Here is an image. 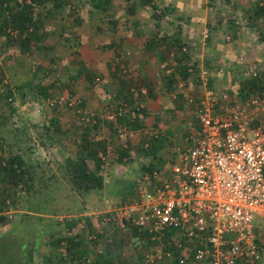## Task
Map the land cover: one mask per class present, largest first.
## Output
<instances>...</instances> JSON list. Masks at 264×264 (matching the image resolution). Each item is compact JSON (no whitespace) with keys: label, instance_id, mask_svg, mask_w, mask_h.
I'll use <instances>...</instances> for the list:
<instances>
[{"label":"rangeland","instance_id":"374dc122","mask_svg":"<svg viewBox=\"0 0 264 264\" xmlns=\"http://www.w3.org/2000/svg\"><path fill=\"white\" fill-rule=\"evenodd\" d=\"M257 2L264 0H151L150 4L142 0H111L107 11L102 12L92 8L88 0H69L65 11L54 19L45 20V30L51 34L41 43V50L23 52L0 45V66H3L0 76L5 81L14 87L15 80H30L38 67L42 85L49 93L47 98H42L14 89L11 113L6 103H0V117H3L0 135L4 138L0 155L15 151L10 130L16 129L24 156L31 157L34 165L37 162L39 176L46 179L54 175L57 179L56 182L51 179L48 187L40 185L41 179L36 180V191L29 200H42L50 192L55 197L47 207L60 210L63 203L71 201V198L63 199L69 185L60 168L66 158L73 156L75 146L71 138L80 136L86 116L94 114L103 120L105 113L113 110L120 87L124 94L132 97L133 106L143 111L126 112L131 116L126 127L127 139L119 135L117 126L121 124L116 122L112 126L101 122L98 130L91 133L93 138L104 139L109 147L102 169L104 185L101 190H93L83 197L86 208L78 215L82 221L90 218L94 225L95 214L105 215L114 207L124 206L127 200H134L141 183L150 187L142 166L158 158L160 170L165 173L176 162L186 138L196 126L188 107H184L180 128L175 130L174 123H167L178 94L198 97L205 88L215 87L228 94L234 103L245 105L236 97L240 80L253 77L250 70L256 74L264 72V16L254 22L247 12L252 11ZM157 14L161 15L157 17ZM233 20L237 22L235 26ZM155 33L159 37L167 36L168 44L158 41L152 51H146L145 44ZM177 38L183 43L180 50L189 54L188 64L198 65V71L191 72L185 80L179 77L176 68L180 53L172 41ZM168 73L174 74L172 88L167 87ZM143 77L153 83L147 93ZM140 89L145 93L143 97L137 93ZM108 95H112L113 100L112 97L107 99ZM80 99L84 101L82 119L70 107ZM51 102L57 104L56 111ZM262 114L264 116V111ZM52 117L59 118L62 133L48 140L44 130ZM157 136L165 138L163 146L150 153L147 148L154 144ZM126 146L129 157L121 160L118 149ZM3 198L11 206L10 217L24 213L23 192L14 197L7 186L0 184V200ZM63 218L61 214H49L35 223L37 229L50 222L54 227L42 230L34 264H40L41 253L46 256L50 250L47 235L56 228L55 222L61 223ZM253 226L264 264V217L255 216ZM4 228L0 227V264H19V243L25 236ZM22 230L19 225V232ZM108 233L104 231L103 237ZM96 249L99 253L105 252L101 247ZM114 249L110 247L111 251Z\"/></svg>","mask_w":264,"mask_h":264},{"label":"trees","instance_id":"16d2710c","mask_svg":"<svg viewBox=\"0 0 264 264\" xmlns=\"http://www.w3.org/2000/svg\"><path fill=\"white\" fill-rule=\"evenodd\" d=\"M88 1L92 8H97L98 11L102 12L107 11V7L111 4V0ZM142 1L147 4L151 3V0ZM66 4H69V0H0V45L10 49L16 48L23 52L41 50V43L51 34L50 31L47 32L45 30V20L48 18L54 19L58 14L65 11ZM151 6L156 10L154 4ZM247 12L250 21L255 22L256 20H260V18L264 16V2H257L253 10H247ZM160 15L157 14V17ZM232 23L234 26L237 24L235 20H233ZM166 40H168L167 36L163 35L159 37L155 33L145 44V50L152 51V48L158 44V41L166 45L168 44ZM172 44L180 53L176 58V68H178L179 77L185 80L191 72L198 71V65L195 62L193 64H188L187 60L189 54H187L188 52L186 53L180 50L183 43L179 38L173 40ZM40 69L41 68L37 67V69L33 71L30 80H15L16 83L13 85L14 87L5 81L3 76H0V103L1 101L6 103L10 107V113L14 109V89L18 92L28 91L33 93L34 97L47 98L49 96L47 92L48 88L42 85L41 78L38 74ZM2 72L3 66H0V74H3ZM142 82L146 86L145 92L147 93V91H149V86H152L153 83L147 81V78L144 77L142 78ZM51 85L54 86V83H51ZM170 86L171 88L175 86L173 73H168L167 87ZM122 88L123 87H120L117 90L115 97L116 99L118 98V102L112 110L116 111V107L123 106L125 111L121 116H117L115 120H107L104 117L103 120H100V117L98 118V116H94V114L86 116V122H84L80 136L78 138H71L75 146L73 156L66 158L60 167L63 177L69 185L63 199L64 197L71 198V201L66 204L63 203L61 210L56 207L51 209L47 207L50 199L55 197L54 194L50 192L47 193V196L42 200H36L34 202L29 200L28 197L36 191L34 189L36 180L41 179L42 182L39 181L40 185L48 187V183L51 179H53L54 182H56L57 179L54 175L46 179L39 176V171L36 170L37 162L34 165L31 157L27 158L24 156L22 148L20 147L17 130H10L12 134L11 137L15 143L14 148L16 149L6 156L0 155V184L2 186H7L14 197L17 196L20 191L23 192V196L26 198V207L24 213L12 218L9 214L11 206L5 203L6 200L4 198L1 199L0 227L2 226V228H4V226L10 225V232H16L25 236L22 238V243H19V264H34L36 244L40 235L41 237L43 235L42 230L46 227L52 228L53 226L52 222H50L44 228L37 229L35 223L43 220V217L49 214H61L64 218L61 223H58V221L55 222L56 228L47 235L46 244L50 250L46 252V256L41 253L39 257V254H37L40 259V264H143L142 258L144 252L153 249L155 243L149 240V236L145 230H139L134 226H129L125 230L116 229L114 227L115 217L112 211H108L105 215H95V225L90 218H85L86 220L82 221L80 220L82 218L78 217L86 208L83 197L93 190H101L104 185V175L102 173L104 166L103 158H105L109 147L104 139L93 138L91 133H95L98 130L101 122L108 126H112V123L116 122L127 127V124H130L129 119H131V116L126 112L131 111L132 114H136L143 111L142 108L133 106L132 97H128L124 94ZM237 89L236 97L238 101L240 100L243 103L254 97L263 98L264 72L258 71L255 76L240 80ZM137 93H140L141 97L145 94L141 89L139 91L137 90ZM137 93L132 92L133 95H137ZM21 94L24 96L23 93ZM111 97L113 100L112 95L109 99H111ZM175 98L174 105L170 110L171 117L167 123H174V129L177 130L178 127L180 128V124L183 122L185 116L184 107H188L190 110L192 108L186 104L184 96L181 94H178ZM52 103L53 102H51V104ZM73 103V105L70 103L69 105L74 109L77 117L79 119H82V117L84 118L85 112L81 111L84 107V101L80 99ZM52 106L54 110L57 108V104H52ZM2 118L3 117H0V120H2ZM133 120L135 121L136 118ZM80 123L82 124L83 122ZM135 123L137 122L135 121ZM2 124L3 122L0 121V128ZM168 127L169 126H166L165 129L169 130ZM59 132L62 133L59 118L52 117L45 126V138L51 140L53 135ZM164 140L165 138L163 137H155L154 144H151L147 150H149L150 153L157 152L162 148ZM3 142L4 138L0 135V146ZM118 153L121 160L125 157H129V149L127 146L119 148ZM160 163L161 160L157 158L154 163L142 166V169L145 170L143 171L145 173V178L149 177V181H152L150 176L154 170H160L158 165ZM17 191H19V193ZM7 196L11 197V194H7ZM127 201L128 202H125L126 204L132 200ZM19 225L23 228L21 233L19 232ZM104 226L107 227V230L104 229ZM74 227H79L80 230L76 231ZM104 231L109 232L105 234V238L103 237ZM166 237L169 244H171L169 235ZM97 247H104L105 252L98 253ZM110 247L115 249L111 251ZM90 248L93 249V252L89 251ZM167 248L173 252L172 260L164 258L156 264H176V257L179 252L172 244ZM260 253L261 260L259 263H262L261 261L263 258L261 249ZM137 261L138 263H136Z\"/></svg>","mask_w":264,"mask_h":264},{"label":"built area","instance_id":"2783aa9c","mask_svg":"<svg viewBox=\"0 0 264 264\" xmlns=\"http://www.w3.org/2000/svg\"><path fill=\"white\" fill-rule=\"evenodd\" d=\"M183 96L196 123L186 145L167 172H152L149 188L141 183L134 200L113 206L114 227L147 232L155 244L143 264L172 260L171 244L176 264H258L253 220L264 216V97L237 104L215 87ZM124 111L116 107L104 118ZM117 127L127 139L128 129Z\"/></svg>","mask_w":264,"mask_h":264},{"label":"crops","instance_id":"0c3cea01","mask_svg":"<svg viewBox=\"0 0 264 264\" xmlns=\"http://www.w3.org/2000/svg\"><path fill=\"white\" fill-rule=\"evenodd\" d=\"M122 126H123V125H122ZM258 216L261 217V216H263V215H258ZM263 217H264V216H263ZM1 227H2V226H1ZM4 227H5V228H7V227L9 228V226H4ZM253 227H254V226H253ZM5 228H4V229H5ZM253 235H254V241L257 243V245L260 247V249H262L261 246H260V244L258 243L257 238L255 237V234H254V228H253ZM103 250H105V248H104V247H103V248L101 247V251H103ZM98 253H99V252H98ZM112 256H113V255H112ZM263 256H264V255H263ZM261 264H262V263H261Z\"/></svg>","mask_w":264,"mask_h":264}]
</instances>
